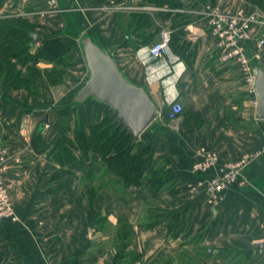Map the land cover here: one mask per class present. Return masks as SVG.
<instances>
[{"label": "crops", "instance_id": "crops-1", "mask_svg": "<svg viewBox=\"0 0 264 264\" xmlns=\"http://www.w3.org/2000/svg\"><path fill=\"white\" fill-rule=\"evenodd\" d=\"M183 1L184 7L175 8L193 18L186 26L190 52L181 57L171 48L166 57L170 69L161 68L162 60H152L150 65L163 70L162 77L152 78H147L138 54L150 44L137 50L127 45L119 14L150 13L160 28L157 41L161 30L172 28V18L162 13L173 11L145 8L153 4L143 0L120 3L134 7L125 9L111 7L112 0H59L54 9L42 0H6L0 8V14L23 15L37 24L40 40L60 36L72 45L77 59L71 78L61 86L45 85L40 97L0 80L3 174L19 215L18 221L0 219V264H264V249H247L248 244L264 241V119L256 118L257 96L247 91L238 66L219 61L208 17L198 12L210 5L234 13L249 3ZM83 33L110 51L131 81L145 85L158 106L157 119L141 138L152 142L148 170L162 166L171 175L159 190L150 184L125 186L107 171L98 153H79L66 166L54 158L64 136L62 116L79 114L89 131L97 119L112 113L111 107L93 98L67 108L89 77L75 37ZM252 37L249 51L258 48L264 26L255 25ZM261 50L257 61L264 67V47ZM171 89L184 105L175 120L166 113V92ZM35 131L45 139L42 151L32 142ZM201 145L220 153L218 165L207 174L191 169L195 149ZM247 151L259 154L245 168L242 185L217 198L202 185L191 190L193 183L205 182ZM205 250L213 252L205 256ZM122 252L125 257L115 263L114 256Z\"/></svg>", "mask_w": 264, "mask_h": 264}, {"label": "trees", "instance_id": "trees-1", "mask_svg": "<svg viewBox=\"0 0 264 264\" xmlns=\"http://www.w3.org/2000/svg\"><path fill=\"white\" fill-rule=\"evenodd\" d=\"M5 1L0 0V8L5 6ZM112 1L118 5L130 0ZM245 1L264 13V0ZM143 2L174 8L185 6L183 0ZM162 15L172 18L171 48L181 57H185L191 47L186 26L193 21L192 16L181 12H163ZM118 26L123 29L127 45L135 50L154 42L160 31L152 15L143 11L120 13ZM37 29V24L23 15L0 14V80L5 79L7 86L14 90L22 89L30 96L40 97L43 95L45 85L61 86L71 78V69L77 63V59L72 45L58 35H49L35 42L34 34H39ZM41 63L46 65L43 66ZM256 63L261 65L258 61L253 62ZM72 100L67 104L69 109L78 106L72 103ZM111 114L103 119H97L89 131L85 130V122L79 114L71 112L62 116L64 136L56 144L53 154L55 160L66 166L73 163L79 153L85 156L98 153L105 162L107 171L111 170L120 177L125 186L150 184L159 190L171 180V175L166 169L150 167L148 170L152 142L142 138L136 142L133 135L122 125H118ZM44 140L41 131H35L32 142L40 151L45 146ZM129 233L126 230L124 238H128ZM127 245L128 242L125 243V247ZM124 255V252L118 253L113 261L120 263ZM204 255H208L207 250L204 251Z\"/></svg>", "mask_w": 264, "mask_h": 264}, {"label": "built area", "instance_id": "built-area-1", "mask_svg": "<svg viewBox=\"0 0 264 264\" xmlns=\"http://www.w3.org/2000/svg\"><path fill=\"white\" fill-rule=\"evenodd\" d=\"M44 3L54 9L59 5V0H43ZM111 7L117 9L134 8L127 6L126 4H115ZM148 9H165L173 12L184 11L181 8H171L168 5L156 6L148 5L144 6ZM143 8V7H137ZM201 14H206L208 17V29L210 36L214 43L212 48L216 52V56L221 63H232L238 66L244 76V81L247 91L251 95H255L254 82L256 79V73L254 69V61H257L263 54L262 48L264 47V37L256 41L258 48L251 49L248 44L251 41L252 30L255 25L264 26V13L252 4L239 8L234 13H227L220 10L218 7H212L208 5L201 11ZM172 29L166 28L161 30L160 37L154 43L141 48L138 51L139 57L145 66V72L147 78H152L155 75L162 77L161 69L154 68L150 65L152 60H162L161 66L169 68L170 63L166 60V57L172 54L171 51V39ZM177 59V57H175ZM170 69V68H169ZM170 71V70H169ZM167 73V72H165ZM166 102L169 105L167 116L170 120L177 119L184 111V105L179 100V93L176 89H171L166 92ZM254 103L257 104V99H254ZM46 127H48L46 125ZM259 153L246 152L242 153L235 160H231L225 163L219 170L211 175L205 182L199 181L191 186V190L194 192L201 185L204 186L206 193L217 198L223 194L228 188L242 185L245 182L243 172L245 168L250 164ZM195 159L191 167L192 171L197 174H207L212 169L216 168L220 160V153L210 146L201 145L195 149ZM4 157L0 149V219H9L11 221H18L19 215L15 211L13 200L8 188V185L4 177L5 167L2 165Z\"/></svg>", "mask_w": 264, "mask_h": 264}, {"label": "water", "instance_id": "water-1", "mask_svg": "<svg viewBox=\"0 0 264 264\" xmlns=\"http://www.w3.org/2000/svg\"><path fill=\"white\" fill-rule=\"evenodd\" d=\"M81 46L89 72L84 85L77 91L72 103L83 104L93 98L112 108L114 121L131 133L137 142L142 133L157 119L159 109L145 85L131 81L118 66L114 55L104 49L92 36H75ZM35 42L39 34H34ZM254 82L257 96L256 118L264 119V67L254 64ZM44 124H42V127ZM251 249H264V241L248 244ZM213 251H208L212 254Z\"/></svg>", "mask_w": 264, "mask_h": 264}, {"label": "rangeland", "instance_id": "rangeland-1", "mask_svg": "<svg viewBox=\"0 0 264 264\" xmlns=\"http://www.w3.org/2000/svg\"><path fill=\"white\" fill-rule=\"evenodd\" d=\"M42 1H43V0H42ZM4 14H5V13H4ZM153 168H154V169H163V167H162V166H154ZM190 249H191V251H192V252H194V251L196 250L195 248H193V249H192V248H190ZM188 250H189V249H188ZM191 251H190V252H191ZM129 255H130V254H129ZM130 258H131V259H133V257H132V256H130Z\"/></svg>", "mask_w": 264, "mask_h": 264}]
</instances>
